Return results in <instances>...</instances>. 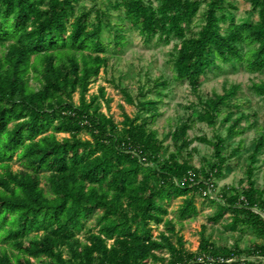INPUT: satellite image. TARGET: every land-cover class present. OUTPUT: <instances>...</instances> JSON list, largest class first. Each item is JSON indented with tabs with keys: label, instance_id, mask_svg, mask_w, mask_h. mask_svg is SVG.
I'll use <instances>...</instances> for the list:
<instances>
[{
	"label": "trees",
	"instance_id": "obj_1",
	"mask_svg": "<svg viewBox=\"0 0 264 264\" xmlns=\"http://www.w3.org/2000/svg\"><path fill=\"white\" fill-rule=\"evenodd\" d=\"M79 1L0 0V264H206L196 259L202 253L234 257L221 264H264V186L253 178L264 132L248 152L244 184L223 185L220 198H210L216 208L207 217L217 221L228 211L227 227L249 230L259 242L245 249L238 240L217 246L202 228L197 249L188 250L172 220L164 218L176 197H182L178 216L194 215L195 195H202L208 178L223 173L227 137L240 133L244 126L238 124L246 118L242 112L233 116L239 84L202 99L195 118L170 132L178 142L168 152L150 125L158 114L152 99L135 100L122 89L137 109L133 115L123 111L117 121L101 109L109 101L103 85L87 95L107 63L108 47L121 46L125 36L106 10L96 7L91 16V9L77 8ZM156 1L110 0L144 41L179 38L172 56L177 81L197 91L218 60L250 72L264 69V0H249L257 17L239 21L232 0ZM202 2V22L193 30ZM104 28L111 40L103 39ZM251 86L264 93L263 80ZM221 113V122L232 118L225 135L188 137L190 122L213 125ZM194 139L212 150V159L199 166L192 161L194 146L181 151ZM12 160L21 167L12 169ZM160 223L154 235L153 225Z\"/></svg>",
	"mask_w": 264,
	"mask_h": 264
},
{
	"label": "rangeland",
	"instance_id": "obj_2",
	"mask_svg": "<svg viewBox=\"0 0 264 264\" xmlns=\"http://www.w3.org/2000/svg\"><path fill=\"white\" fill-rule=\"evenodd\" d=\"M152 1L153 4L157 3L156 0ZM232 1L235 4V8H232L235 21L246 17L256 19V13L252 10L249 0ZM76 6L79 9H91V16L93 15V9L96 7L106 10L108 12L107 18L111 23L116 24L125 36V42L121 46L108 47L105 53L107 63L101 68L99 74L91 80L87 95L98 93L99 86L103 85L104 96L108 97L109 101H102L101 109L112 115L117 121L122 118L123 111L133 115L137 109L134 103L126 101L122 89H126L135 100L142 98V95L152 99L157 106L158 114L150 125L156 129L157 136L162 138L163 143L167 145L168 152L174 151L178 142L173 140L170 132L178 123L186 122L190 115L195 118V115L199 112L202 99L212 96L214 91L220 92L224 85L239 84V89L232 98V101L239 103L233 116L239 115L241 112L246 115V118L238 124L244 126V128L240 133L227 137L223 149L227 156L226 165L223 173L214 177L213 193L218 195L223 185H243L245 167L248 163V152L251 150L258 134L264 132V93H256L251 86L253 82L264 81V69L260 72H250L242 64L234 67L227 62L218 60L216 65L206 71L198 90L193 91L187 83L179 82L173 76L172 56L174 45L179 40L178 37H171L167 43H158L155 38L144 41L137 29L130 26L122 10L112 7L110 0H80ZM204 7V2H202L191 21L193 30H196L202 22ZM102 37L105 41L111 40L112 33L104 28ZM33 73L31 71V74ZM163 80L165 82L160 84ZM30 84L37 85V81L30 78ZM99 99H101L100 96ZM76 100L77 92L75 91L73 92V101ZM226 110V107L221 108L222 112ZM221 117L222 113L217 116L213 125L200 120L190 122L187 129L188 137L204 135L211 139L215 133L225 135L227 125L232 121V118L230 121L221 122ZM65 134L57 133L58 136ZM81 136L85 137L87 134L82 132ZM191 146L195 147L192 161L196 166L202 164L203 160L210 161L212 159V150L208 143L194 139L188 146H183L181 151L184 152ZM236 146H238L237 149H235ZM234 149L235 151H233ZM254 165L253 178L255 185L263 187L264 149L257 155ZM11 167L17 169L21 165L18 160H12ZM41 183H44V178H42ZM210 198V196L196 194L197 212L184 218H180L177 213V207L182 197H176L167 204L168 212L164 215V218L172 220L175 231L185 239V247L188 250L194 251L197 249L202 228L204 235L209 240L214 241L217 246H233L235 241L238 240L239 246L245 249L253 242L260 241L249 230L244 234H241L240 230H230L227 227V222L230 219L228 211L219 220L208 221L207 217L216 208L215 203ZM87 223L91 225L93 218H89ZM162 227L163 223L153 225V234L158 235ZM78 235L82 237L83 231ZM171 238L174 240L173 235H171ZM150 263L161 264L152 261Z\"/></svg>",
	"mask_w": 264,
	"mask_h": 264
},
{
	"label": "built area",
	"instance_id": "obj_3",
	"mask_svg": "<svg viewBox=\"0 0 264 264\" xmlns=\"http://www.w3.org/2000/svg\"><path fill=\"white\" fill-rule=\"evenodd\" d=\"M206 185L204 188H202L201 193L202 195L205 196H210L212 198L218 199L220 198V194L218 193V195H215L213 193L214 191V178H208L205 181ZM262 215L264 216V213H262ZM242 258V257H241ZM196 259L199 261H202L206 264H221L222 262L225 261H230L232 259H234L233 256H224L222 254H217V255H212V254H207V253H202L196 256Z\"/></svg>",
	"mask_w": 264,
	"mask_h": 264
}]
</instances>
